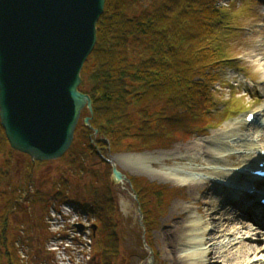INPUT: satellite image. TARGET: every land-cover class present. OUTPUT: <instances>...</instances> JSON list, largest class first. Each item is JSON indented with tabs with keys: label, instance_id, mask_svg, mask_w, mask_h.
<instances>
[{
	"label": "trees",
	"instance_id": "1",
	"mask_svg": "<svg viewBox=\"0 0 264 264\" xmlns=\"http://www.w3.org/2000/svg\"><path fill=\"white\" fill-rule=\"evenodd\" d=\"M217 2L106 0L97 25L96 46L82 71L81 89L91 95L93 112L88 108L83 111L66 154L93 155L101 149L116 151L123 146L130 150L170 148L194 132L205 134L214 125L212 121L219 111L213 88L220 65L228 60L224 41L230 33V13H225ZM86 116L91 117V126L85 124ZM15 152L0 119V190L9 178L11 182ZM30 161L35 166L46 162ZM33 171L30 166L28 180L33 181ZM99 179L106 177L100 174ZM91 187H95L93 199L83 203L74 197L72 204L94 217L95 264H114L120 237L111 183L103 180ZM153 187L147 191L156 194L161 188L155 184ZM55 196H63L64 200L65 191L58 190ZM16 198H9L8 211L17 210ZM41 200L49 206L45 198ZM8 226L7 220L4 234ZM150 232L148 229L146 234ZM147 242L155 252L150 238ZM5 246L7 262L0 264H25L8 244Z\"/></svg>",
	"mask_w": 264,
	"mask_h": 264
},
{
	"label": "rangeland",
	"instance_id": "2",
	"mask_svg": "<svg viewBox=\"0 0 264 264\" xmlns=\"http://www.w3.org/2000/svg\"><path fill=\"white\" fill-rule=\"evenodd\" d=\"M217 4L224 8L225 13H230V33L224 41V52L228 60L220 65L218 81L213 88V99L219 111L217 119L212 121L214 125L207 128L205 134L194 132L189 139L176 142L170 148L130 150L123 146L115 151L109 147L107 150L101 149L99 154L83 152L79 156L69 153L57 159L42 160L46 162L37 166L32 165L28 154L13 149L17 153H13L12 158V179L11 182L10 178L4 182L0 190V263L6 261L5 245L8 244L11 251L17 253L25 264H95L97 242L93 230L94 217L80 209L74 212L73 200L75 197L83 203L85 200L89 202L95 197L92 193L95 187H91L92 184L110 180L118 210L116 221L118 220L120 237L119 255L114 264H174L163 249L161 231L166 218L162 220V217L169 206L171 215L174 204L183 202L182 195L177 193L180 185L175 181L152 179L147 174L134 171L143 161L132 158L131 155L156 157L154 167L149 166L152 170L188 166L189 160L176 159L183 155L177 151L178 148L193 142H203L215 147V141L222 140L216 138L222 131L240 126L244 130L247 127L246 115L261 110L264 106V92L255 88L264 82L263 69L257 60L264 57V24L258 25L260 22L264 23V1L218 0ZM259 122L264 126V112L261 113ZM127 140L135 142L134 139ZM257 140H260L259 137L254 136L246 142ZM219 146L223 154L232 152L239 156L243 152L242 148ZM164 154L171 160H164ZM114 165L130 181L113 183ZM191 165L200 170H193L185 177L211 176L216 180L207 169L227 168L226 165L202 160L193 161ZM30 166L34 168L33 181L27 179ZM100 174L106 179L100 180ZM222 180L217 178L218 182ZM154 184L161 187L156 194L147 191L153 190ZM58 190L65 191L64 200L63 196H55ZM12 196H17L15 205L18 208L15 212L7 209ZM41 198L47 200L48 207ZM258 202L263 205L260 199ZM62 214L73 219L64 220ZM5 216L7 219L4 221ZM195 216L199 218L198 213ZM7 220L9 226L4 234L2 230ZM74 222H81L84 230L80 229V225L75 226ZM147 228L151 231L149 234H146ZM5 238L6 244L3 243ZM147 238L153 242L155 252L148 245ZM202 247H194L193 250ZM182 253L186 251L182 250Z\"/></svg>",
	"mask_w": 264,
	"mask_h": 264
},
{
	"label": "water",
	"instance_id": "3",
	"mask_svg": "<svg viewBox=\"0 0 264 264\" xmlns=\"http://www.w3.org/2000/svg\"><path fill=\"white\" fill-rule=\"evenodd\" d=\"M105 5L106 0H0L1 124L12 148L34 162L64 156L83 111L93 112L91 95L81 89L82 71ZM90 119L84 118L86 125ZM123 180L130 181L114 165L113 183Z\"/></svg>",
	"mask_w": 264,
	"mask_h": 264
},
{
	"label": "bare ground",
	"instance_id": "4",
	"mask_svg": "<svg viewBox=\"0 0 264 264\" xmlns=\"http://www.w3.org/2000/svg\"><path fill=\"white\" fill-rule=\"evenodd\" d=\"M257 60L264 73V57ZM255 88L264 92V82ZM263 112L264 106L252 112L254 119H245L247 127L244 130L240 126L222 131L216 137L222 140L215 141V147L193 142L178 148L183 155L176 159L190 161L185 167L152 170L149 166L154 167L156 157L131 155L143 161L134 171L180 185L177 193L182 195L183 202L174 204L171 215L169 206L162 217V220L166 218L161 231L163 249L174 264H264V205L258 202L264 191V176L254 173L264 168V153H261L264 150V126L259 122ZM254 136L260 140L246 142ZM219 145L242 148L243 152L239 156L232 152L223 154ZM163 156L164 160H171L165 154ZM200 160L227 168L207 169L216 180L211 176L185 177L193 170H200L191 165ZM217 178L223 179L222 182ZM245 217L249 219H243ZM198 246L203 247L194 251L193 248ZM182 250L186 253L181 254Z\"/></svg>",
	"mask_w": 264,
	"mask_h": 264
},
{
	"label": "built area",
	"instance_id": "5",
	"mask_svg": "<svg viewBox=\"0 0 264 264\" xmlns=\"http://www.w3.org/2000/svg\"><path fill=\"white\" fill-rule=\"evenodd\" d=\"M74 209H75V211L74 212H77L78 211V208H76L74 205L72 206ZM62 218L64 219V220H72L73 218L71 217V216H68L67 214H62ZM77 219H79V217L77 218ZM76 222V221H75ZM74 222V224H75V226L76 225H80V224H82L81 222L80 223H75Z\"/></svg>",
	"mask_w": 264,
	"mask_h": 264
}]
</instances>
